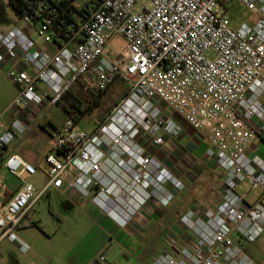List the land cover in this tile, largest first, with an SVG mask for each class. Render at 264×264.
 Returning <instances> with one entry per match:
<instances>
[{"label":"built area","instance_id":"built-area-1","mask_svg":"<svg viewBox=\"0 0 264 264\" xmlns=\"http://www.w3.org/2000/svg\"><path fill=\"white\" fill-rule=\"evenodd\" d=\"M237 5L248 21L230 15ZM16 12L48 45L29 29H0V68L17 87L0 115V163L21 178L0 205V242L29 250L17 229L52 188L93 191L92 202L122 222L153 198L168 204L170 188L186 185L155 150L187 127L207 135L222 198L215 209L193 201L181 218L193 244L152 264H264V155L254 147L264 135V0H26ZM114 35L127 47L106 55ZM80 79L97 91L121 80L125 92L93 130L71 117L56 128L38 188L25 179L37 166L4 150ZM245 181L260 190L253 200L240 191ZM95 264L114 263L103 250Z\"/></svg>","mask_w":264,"mask_h":264},{"label":"rangeland","instance_id":"rangeland-1","mask_svg":"<svg viewBox=\"0 0 264 264\" xmlns=\"http://www.w3.org/2000/svg\"><path fill=\"white\" fill-rule=\"evenodd\" d=\"M221 8L222 7L219 5L218 9ZM233 14L236 15V19H239V23L248 21V18L251 17V12L239 5L231 11L230 15ZM29 23L30 25L18 16L15 8L10 5L9 0H0V29L9 31L15 26L22 29H29L32 38L39 45L46 47L48 44L39 36L37 31L38 26H35L33 22ZM126 47L127 43L125 39L122 36L114 35L108 42L106 55L122 52ZM16 91V85L6 77L4 70L1 68L0 115L11 102ZM124 92V83L121 80L116 81L109 89L102 92L101 104L89 110L80 119V126L88 131L93 130L115 106ZM97 93H99V91H97L95 87H87L83 83H78L77 95L85 101L83 108H85L88 103L86 99L94 98ZM65 102H68L67 98H65L63 102L55 104L47 109L42 118H40L41 123H39L32 132L28 133V138L22 140V152L28 155L29 160L38 168L36 174H26L25 179L33 182L37 187H41L47 180L49 165L46 162V154L47 152L53 151L52 131L55 127L63 125L69 118L64 108ZM189 131H186V134L188 133L193 143L196 140H208L206 133L202 134L191 129L189 134ZM205 148L206 145H202L199 151L206 152ZM155 151L157 156L164 159L167 163L174 162L177 159L191 158V156H193L191 151L179 153L178 149L177 151L171 150L170 146H168V142ZM259 153L264 155V149ZM204 158L208 159L207 155H205ZM210 161L212 166L217 167L212 160ZM172 166L174 167V165ZM200 166L201 168L204 167L202 164ZM193 174L199 179L192 188L198 193L193 201L197 200L206 207H211L208 200L210 201L216 199V197H220L218 188L213 184L208 185L206 183V180L212 177L211 174L206 172V170L201 171L198 168L193 170ZM249 188L248 181H245L241 185L240 191L245 192L249 200H253L260 193V190H249ZM93 195L94 192L92 191L91 195L86 199H91ZM220 198L218 199L219 201H221ZM28 214L29 215L22 222V226L17 229V233L19 237L30 246L29 250L22 252L15 242L4 239L0 242V264H79L89 257L91 250L96 246L94 243L87 244L88 239L92 238L93 242L94 238L93 235L86 236L89 229L88 225H85V227L79 226V222L88 224V219L78 215V212L72 209V204L68 198L54 191L47 192L43 195ZM83 237L85 239L81 240Z\"/></svg>","mask_w":264,"mask_h":264},{"label":"crops","instance_id":"crops-1","mask_svg":"<svg viewBox=\"0 0 264 264\" xmlns=\"http://www.w3.org/2000/svg\"><path fill=\"white\" fill-rule=\"evenodd\" d=\"M29 117L31 120L33 119V116L30 115ZM39 123H41L40 120L32 126L29 133ZM185 130H190V134L191 129L186 127ZM186 131L183 133L185 135L182 134L183 136L169 139L168 146L173 151H177L178 149L179 153L191 151L193 156L186 159H177L169 163L162 159L168 168L178 173L185 183L186 189L177 191L170 188L173 193V198L168 204L164 205L159 199L153 198L127 222H122L119 218L102 211L91 199L87 200L77 195L73 189H68L66 192H63L61 189L52 188L48 191V193L54 191L68 198L72 204V209L76 210L78 215L87 218L89 221L88 224L79 222V226L85 227V225H88L89 229L86 236L93 235L94 238L93 242L92 238L88 239L87 244L94 243L96 246L91 250L89 257L86 260L82 259L84 261H81L79 264H95L96 258L103 250L107 251L109 260L114 264H152L160 253L168 252L179 258L181 256V248L193 244L194 235L181 220L182 216L191 207L192 201L195 199L194 197L198 195L192 189L199 180L194 176L193 170L198 168L201 171L206 170V172L210 173L212 177L207 179L206 183L208 185L213 184L218 188L221 198L224 172L220 168L212 166L211 161L204 158L206 152L199 151L202 145H206V151L209 147V141L196 140L193 143L188 133L186 134ZM200 133L203 134L205 132ZM28 137L29 134L25 136V138ZM261 141L262 139H257L254 143L255 148L259 147V152L264 149V142ZM52 152L55 153L56 151L53 150L47 152V154ZM11 153H17L32 163L28 155L22 152V140L14 142L4 150L5 157ZM201 164L206 168H201ZM20 185L21 178L13 174L3 163H0V205L8 202ZM219 198L216 197V199L208 200L211 206H208V208L215 209L220 202L218 200ZM84 237L81 240H84Z\"/></svg>","mask_w":264,"mask_h":264},{"label":"trees","instance_id":"trees-1","mask_svg":"<svg viewBox=\"0 0 264 264\" xmlns=\"http://www.w3.org/2000/svg\"><path fill=\"white\" fill-rule=\"evenodd\" d=\"M26 0H10V5H12L15 10H19L20 7L25 6ZM78 83H83L82 80L80 79L76 84H74L63 96L62 100L60 101L63 102L65 98L68 99V102L64 103V108L66 112L68 113L69 117L75 119L76 121H80V119L91 109L95 108L96 106L100 105L102 102V92L104 91H99V93L95 94L94 98L86 99L88 101L87 105L85 108H83V105L85 103L84 100H82L78 95H77V86ZM262 139L264 140V135L261 136Z\"/></svg>","mask_w":264,"mask_h":264}]
</instances>
